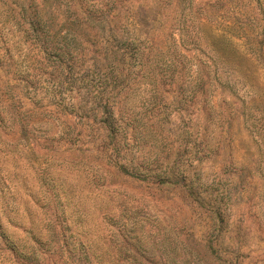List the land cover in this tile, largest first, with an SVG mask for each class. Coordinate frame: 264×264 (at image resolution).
Segmentation results:
<instances>
[{
    "label": "rangeland",
    "instance_id": "1",
    "mask_svg": "<svg viewBox=\"0 0 264 264\" xmlns=\"http://www.w3.org/2000/svg\"><path fill=\"white\" fill-rule=\"evenodd\" d=\"M0 264H264V0H0Z\"/></svg>",
    "mask_w": 264,
    "mask_h": 264
}]
</instances>
